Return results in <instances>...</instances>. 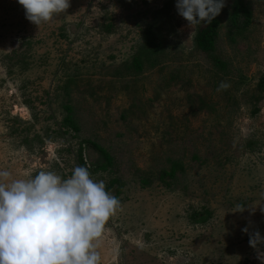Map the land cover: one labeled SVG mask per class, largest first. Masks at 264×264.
I'll return each mask as SVG.
<instances>
[{
	"label": "rangeland",
	"instance_id": "rangeland-1",
	"mask_svg": "<svg viewBox=\"0 0 264 264\" xmlns=\"http://www.w3.org/2000/svg\"><path fill=\"white\" fill-rule=\"evenodd\" d=\"M168 1L70 0L37 26L0 0V169L102 180L120 208L100 264H261L248 241L264 236V0H225L211 53L173 1L154 67L134 72Z\"/></svg>",
	"mask_w": 264,
	"mask_h": 264
},
{
	"label": "clouds",
	"instance_id": "clouds-1",
	"mask_svg": "<svg viewBox=\"0 0 264 264\" xmlns=\"http://www.w3.org/2000/svg\"><path fill=\"white\" fill-rule=\"evenodd\" d=\"M25 18L39 26L64 13L70 0H17ZM225 6V0H176L179 16L193 33L201 22L210 23ZM221 82L217 91L227 90ZM0 169V264H100L97 244L105 225L120 208L119 199L94 180L84 166L70 177L41 170L27 179H10ZM243 211V205H237ZM248 233V228L242 229ZM249 246L257 249L264 264V236L256 231Z\"/></svg>",
	"mask_w": 264,
	"mask_h": 264
},
{
	"label": "trees",
	"instance_id": "trees-1",
	"mask_svg": "<svg viewBox=\"0 0 264 264\" xmlns=\"http://www.w3.org/2000/svg\"><path fill=\"white\" fill-rule=\"evenodd\" d=\"M175 0H170L167 3L164 4V6L160 10H156L153 14L152 21L145 25L141 37L142 44L140 45L139 51L137 56L132 60L131 67L133 68L134 72H140L143 67H154V56H158L161 51V45L162 43V25H167L170 19L166 14H168V10L171 7V4ZM234 5L237 6V8L243 9L242 1L243 0H233ZM237 8H234L237 10ZM248 14V13H247ZM164 17V19H160ZM219 16H216L213 21L210 23H203L202 25L198 24V29L194 37L195 46L204 53H211L214 50L215 46V36H216V30L217 26L219 25ZM107 27L109 29H112L111 23H107ZM114 29V27H113ZM221 66L222 63H219ZM130 67V70H131ZM264 81V79H263ZM261 90L264 91V82L261 84ZM104 155V154H103ZM105 156V155H104ZM106 157V156H105ZM172 163V162H171ZM176 171V167L173 166V169L170 173L163 172L161 175L164 178L167 179V177H174ZM204 217V216H202ZM201 217V218H202Z\"/></svg>",
	"mask_w": 264,
	"mask_h": 264
}]
</instances>
